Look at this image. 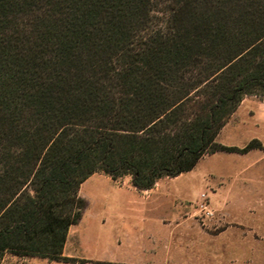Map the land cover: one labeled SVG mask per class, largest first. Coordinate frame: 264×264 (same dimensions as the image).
Instances as JSON below:
<instances>
[{"label": "trees", "instance_id": "1", "mask_svg": "<svg viewBox=\"0 0 264 264\" xmlns=\"http://www.w3.org/2000/svg\"><path fill=\"white\" fill-rule=\"evenodd\" d=\"M264 99V0H0V262L64 256L97 173L149 191Z\"/></svg>", "mask_w": 264, "mask_h": 264}, {"label": "rangeland", "instance_id": "2", "mask_svg": "<svg viewBox=\"0 0 264 264\" xmlns=\"http://www.w3.org/2000/svg\"><path fill=\"white\" fill-rule=\"evenodd\" d=\"M264 148V99L247 97L217 138L243 148ZM87 201L68 251L79 258L126 264H264V151L219 152L196 168L164 178L149 191L131 178L113 181L104 173L80 189ZM202 229L201 248L215 255L193 261L180 249L184 233ZM79 240H76V237ZM0 264H71L6 254Z\"/></svg>", "mask_w": 264, "mask_h": 264}, {"label": "crops", "instance_id": "3", "mask_svg": "<svg viewBox=\"0 0 264 264\" xmlns=\"http://www.w3.org/2000/svg\"><path fill=\"white\" fill-rule=\"evenodd\" d=\"M76 226V225H75ZM75 226H72L68 235V239L66 242V245L64 247V256L68 257V258H74V259H78V260H85L87 261L85 264H126V263H122L119 262L118 260L115 259H93V258H79V257H75L72 253H70L68 251L69 248V244L72 240V238H74L73 236V232L75 229ZM204 230L200 229H195V231L193 233H184L182 236V239L179 241L180 243V249L185 252L186 254H190V258L193 259V261H201L203 260V258L206 255H215L214 252L209 253L206 250L201 248L202 242H203V233ZM76 237V236H75ZM76 240H79V237H76ZM58 263V262H55ZM73 264V263H71ZM74 264H81V263H74Z\"/></svg>", "mask_w": 264, "mask_h": 264}]
</instances>
